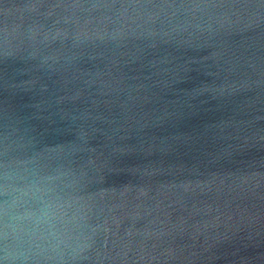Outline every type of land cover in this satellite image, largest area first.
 Listing matches in <instances>:
<instances>
[{"label":"water","instance_id":"1","mask_svg":"<svg viewBox=\"0 0 264 264\" xmlns=\"http://www.w3.org/2000/svg\"><path fill=\"white\" fill-rule=\"evenodd\" d=\"M0 264H264V0H0Z\"/></svg>","mask_w":264,"mask_h":264}]
</instances>
